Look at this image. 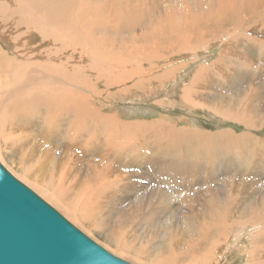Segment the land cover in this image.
Listing matches in <instances>:
<instances>
[{
	"label": "bare ground",
	"instance_id": "bare-ground-1",
	"mask_svg": "<svg viewBox=\"0 0 264 264\" xmlns=\"http://www.w3.org/2000/svg\"><path fill=\"white\" fill-rule=\"evenodd\" d=\"M169 83L247 130L114 109ZM263 129L264 0H0V161L114 255L264 264Z\"/></svg>",
	"mask_w": 264,
	"mask_h": 264
},
{
	"label": "water",
	"instance_id": "water-1",
	"mask_svg": "<svg viewBox=\"0 0 264 264\" xmlns=\"http://www.w3.org/2000/svg\"><path fill=\"white\" fill-rule=\"evenodd\" d=\"M0 264H132L107 251L0 162Z\"/></svg>",
	"mask_w": 264,
	"mask_h": 264
},
{
	"label": "rangeland",
	"instance_id": "rangeland-1",
	"mask_svg": "<svg viewBox=\"0 0 264 264\" xmlns=\"http://www.w3.org/2000/svg\"><path fill=\"white\" fill-rule=\"evenodd\" d=\"M216 50L217 49H215V51ZM215 51H213L212 54H214ZM188 72L189 71L187 70L186 73H188ZM182 76H184V75H182ZM181 79H182V77H179V79H178V82L180 84H181ZM167 86L168 87L163 92H161L159 95L156 94L157 97L156 96L149 97L151 100L147 99L145 97L142 99L135 97L136 99L133 98L131 101L130 100H127V101L126 100H122V101L121 100H115V102L113 103L115 105L114 109H117V111L119 110L118 112L121 113L123 116H125L127 119H130V118H147V117H151V118L164 117V115H166V118L168 120L171 119L172 123H174V121L179 120L182 117H187L189 122L194 123L195 125L199 126V128H202V129L205 128V130H209V131H215V130L217 131V130L233 128V129H236V131L240 133V132L247 130V128L244 125H239L238 123H234L231 121L221 120L216 115L211 114L210 112L206 111L205 109H192V108L188 107L187 105L182 103L181 98L175 92H173V90H171L173 87V83H169ZM179 86L177 87V90L179 89ZM160 101L168 102V104L164 106L160 103ZM170 102L172 103L171 107L168 106ZM103 103L110 105V104H108L107 100H103ZM124 107L125 108L127 107V109H124ZM177 123H178V121H177ZM184 124H185V122H184ZM184 124L182 123L181 125H184ZM38 131L40 133L41 130L39 129ZM250 131L253 132V134L255 133L256 136H264V129L262 131H259V132L256 130H250ZM38 195H40V194H38ZM65 218L67 220H69L67 217H65ZM71 223L73 224V222H71ZM116 256H119V255H116ZM119 257L123 258L124 260H126L132 264H137L136 262H133L131 259L125 258L123 256H119ZM227 257H228V260L226 261V264H232V263L233 264H238V263L244 264V256L242 257V256L237 255L236 253H233Z\"/></svg>",
	"mask_w": 264,
	"mask_h": 264
}]
</instances>
